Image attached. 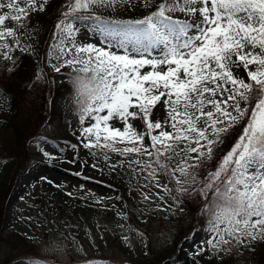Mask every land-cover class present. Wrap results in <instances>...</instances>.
<instances>
[{"label": "snow or ice", "instance_id": "1", "mask_svg": "<svg viewBox=\"0 0 264 264\" xmlns=\"http://www.w3.org/2000/svg\"><path fill=\"white\" fill-rule=\"evenodd\" d=\"M47 3L0 0V47L11 51L7 39L18 42ZM125 4L135 0H67L55 26L52 57L61 63L53 67L73 70L83 147L127 158L169 195L160 176L181 193L198 185L213 250L264 240V0H140L155 10L137 20L79 15ZM92 19L107 47L77 43L72 21ZM241 122L231 149L200 179L195 169Z\"/></svg>", "mask_w": 264, "mask_h": 264}, {"label": "rangeland", "instance_id": "2", "mask_svg": "<svg viewBox=\"0 0 264 264\" xmlns=\"http://www.w3.org/2000/svg\"><path fill=\"white\" fill-rule=\"evenodd\" d=\"M57 7L55 5L48 12L50 18L54 19ZM154 10L155 6L144 8L140 6V0H135L134 6L117 5L115 9L93 6L89 12L79 15L99 16L103 20H137ZM175 15L188 19L180 13ZM61 18L60 13L56 24ZM72 22L79 29L75 37L77 43L108 46L109 39L94 19ZM24 23L25 27L18 30V42L14 38L7 39L11 51L0 47L3 53L12 57L5 67L16 66L18 57L13 47L20 46L30 51L39 65L46 57L51 72L50 82L60 85L66 78V69L72 68L62 67L60 72L54 70L53 66L61 63L52 57L54 46L60 43L57 38L59 30L55 27L50 34L48 24H31L27 20ZM3 43L0 41V45ZM65 45L70 46L67 40ZM39 69L44 75L43 69ZM25 84L29 86V83ZM46 110L50 115L45 120L51 124L59 119L61 125L47 130L50 137L42 133V136H35L26 142L27 147L36 146L42 150L31 161L28 157L26 165L15 168L17 157L11 155L12 159L7 158L3 140L0 139V153L6 156L0 162V179L11 183L2 200L0 264H210L212 259L219 260L220 264L252 263L250 255L239 251L235 241L224 246L230 248V252L213 250L204 243L210 238V233L203 225L190 229L184 221L185 228L181 232L175 226L160 224L162 228L158 231L131 234L133 231L127 230L124 221H119V217L112 212L116 203L111 200V194L115 193L120 200L130 201V198L127 199L129 192L115 189L118 182L109 180L110 167L121 168L119 156L113 154L104 160L92 149L83 147L85 141L79 135L82 125L79 116L70 111L69 97H50ZM114 123L120 126L118 121ZM62 134L66 136L61 137ZM6 138L10 139L9 133ZM229 150H225V154ZM121 169L124 174L121 175V183L124 181L135 186L138 198L145 199L146 195L149 199L160 198L166 194L163 189L155 187L150 178L146 179V172L134 171L126 166ZM195 171L200 179L208 172L206 170L202 175ZM159 178L161 184L167 182L164 176ZM187 187L188 191L183 193L192 194L195 192L193 188L198 185ZM97 189L110 191L111 194L98 200L94 197ZM85 192L88 193L86 198L83 196ZM84 200L90 202L82 206L80 201ZM181 217L185 218L182 212L177 211L171 219L181 220ZM179 252L181 259L175 260L173 256Z\"/></svg>", "mask_w": 264, "mask_h": 264}, {"label": "trees", "instance_id": "3", "mask_svg": "<svg viewBox=\"0 0 264 264\" xmlns=\"http://www.w3.org/2000/svg\"><path fill=\"white\" fill-rule=\"evenodd\" d=\"M36 13L37 16L34 12L29 16L31 21L36 19L41 23L49 22L43 11H36ZM14 51L18 54L19 61L12 70H6L3 67L5 56L0 53V57H4L0 59V139L3 140L2 146H4L3 150L7 153V158L12 159L11 155H15L17 159L14 166L15 168H21L24 163L26 164L28 157L32 155V151L27 150L25 147L26 139L38 132L41 123L45 119L43 109L46 94L54 93V89L51 84H47L37 76V64L30 53L22 51L20 47L15 48ZM68 74L67 82L62 85L63 89L66 90L68 88L72 93H76L73 83V70H69ZM25 83H29V86ZM245 122H241V124L233 128L223 138L224 142L214 149L213 159L206 161L201 168L197 169L200 170L202 175L205 167L210 170L216 168V163L225 154V150L231 149L238 139ZM7 133H9V140L6 138ZM19 147H22L21 150H19ZM3 156L0 153V162L3 158H6V156ZM110 175L114 178L117 173L111 171ZM10 184L0 179V222L2 200L7 195ZM168 186L172 189L171 195H165L163 201L160 202L159 206L151 209L149 215L147 212H145L144 216L141 215L137 207L131 204L129 207H121L120 213H123V216H121L122 219H119V221L123 220L124 227H129L133 232L134 229L143 232L148 230L158 231L161 223H166L165 225L167 226L171 224L176 227L178 232H181L185 228L182 223L184 221H186L189 228L195 225L207 226V217L202 212L205 203L203 197L197 192L189 195L177 192L175 182L170 179H168ZM172 205H176V211L182 212L185 218L181 217V220H172ZM144 224L146 229L142 230L141 228ZM238 250L242 251L243 254L248 253L250 255L252 263L248 264H264V240L258 239L246 247L238 245ZM176 257L180 258V254ZM210 264H220V262L215 259L211 260Z\"/></svg>", "mask_w": 264, "mask_h": 264}, {"label": "bare ground", "instance_id": "4", "mask_svg": "<svg viewBox=\"0 0 264 264\" xmlns=\"http://www.w3.org/2000/svg\"><path fill=\"white\" fill-rule=\"evenodd\" d=\"M88 30V29H87ZM92 32V31H91Z\"/></svg>", "mask_w": 264, "mask_h": 264}]
</instances>
